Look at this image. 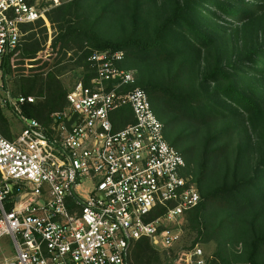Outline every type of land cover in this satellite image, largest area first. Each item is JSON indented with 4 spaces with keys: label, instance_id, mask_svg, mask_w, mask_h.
Segmentation results:
<instances>
[{
    "label": "trees",
    "instance_id": "obj_1",
    "mask_svg": "<svg viewBox=\"0 0 264 264\" xmlns=\"http://www.w3.org/2000/svg\"><path fill=\"white\" fill-rule=\"evenodd\" d=\"M45 15L53 62L29 61L41 64L26 75L3 64L12 95L35 97L24 114L48 124L67 106L60 75L88 84V57L121 51L200 195L184 245L199 244L205 264H264V0H64ZM43 22L23 26L21 64L44 52ZM116 115L118 126L132 121L128 107ZM9 126L0 111L7 138ZM167 260L147 238L132 245L130 264Z\"/></svg>",
    "mask_w": 264,
    "mask_h": 264
},
{
    "label": "built area",
    "instance_id": "obj_2",
    "mask_svg": "<svg viewBox=\"0 0 264 264\" xmlns=\"http://www.w3.org/2000/svg\"><path fill=\"white\" fill-rule=\"evenodd\" d=\"M58 4L0 0V111L21 123L11 138L0 133V238L14 250L0 264H130L141 238L175 249L165 264H205L199 244L184 245L185 214L200 195L135 70L120 66L121 51L90 55L93 77L74 83L48 124L24 114L34 96L4 85L3 64L19 50L23 26L48 21ZM123 107L132 121L118 126Z\"/></svg>",
    "mask_w": 264,
    "mask_h": 264
},
{
    "label": "rangeland",
    "instance_id": "obj_3",
    "mask_svg": "<svg viewBox=\"0 0 264 264\" xmlns=\"http://www.w3.org/2000/svg\"><path fill=\"white\" fill-rule=\"evenodd\" d=\"M41 2H47L49 0H40ZM64 0H50V3H61ZM43 26H45L46 30H47V40L43 46V49H45L47 46L49 47V45L51 44V40H52V29H51V25L49 21H44L43 22ZM20 49L17 51V53L13 56L12 58V62L10 61V65L13 69H21L18 70L21 73L29 74L32 71H30V67H38L41 63H37V64H29V61H36L37 58H42L40 59V61H48V63H52V56H48V55H43V57H41V55L37 54V57L31 60H24V62L21 64L20 63ZM45 57V58H44ZM51 65V64H50ZM60 79L62 81V83L64 84V86L69 90L74 83L80 79V77L77 75H74V72L71 71H66L64 73H62L60 75ZM9 88H10V83L8 84ZM8 116V119H10ZM21 128V123L17 120L11 121L10 126H9V130L10 133L12 135V133H16L17 131H19V129ZM212 245H210V248L208 247L207 251L212 249ZM132 248V247H131ZM175 249H173L170 254H168L167 252H163L162 250L160 251L163 255H165L167 257V259H169V256L173 253ZM131 252V249H130ZM0 256L3 257H12L14 256V250H13V246L12 243L9 239L8 236H3L2 238H0Z\"/></svg>",
    "mask_w": 264,
    "mask_h": 264
}]
</instances>
